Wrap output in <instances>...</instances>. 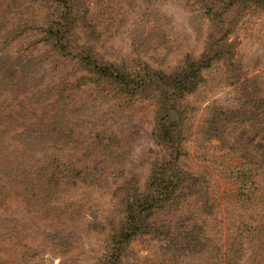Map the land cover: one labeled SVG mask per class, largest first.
<instances>
[{"label":"trees","instance_id":"1","mask_svg":"<svg viewBox=\"0 0 264 264\" xmlns=\"http://www.w3.org/2000/svg\"><path fill=\"white\" fill-rule=\"evenodd\" d=\"M90 1L0 0V219L9 218L6 207L18 215L30 204L49 207L54 195L68 194L77 183L100 188V174L56 157L27 168L39 151L78 147L70 113L76 98L88 94L87 100L113 109L117 119L100 127L86 158L99 155L104 164H119L132 153L142 128L152 143L145 173L139 178L127 172L104 223L90 227L103 236L102 250L90 264H134L130 245L141 238L164 244L170 259L165 264H240L245 249L264 256V225L247 220L257 212L264 218V192L257 187L264 179V153L255 162L222 140L229 125L264 134V83L258 76L246 78L231 62L235 43L228 41L241 16L264 11V0H138L141 9L132 16L123 11L132 0H101L98 15L87 20ZM169 1L187 13L201 44L197 56L184 52L173 65L157 50L167 51L162 28L168 19L158 13ZM127 23L130 31L123 36L132 50L122 57L113 41ZM218 62L225 64L228 97L212 102L197 142L204 147L217 141L225 154L239 153L218 160L219 186L187 167L183 146L208 98L205 74ZM226 203L244 218L223 253L203 222ZM39 212L44 228L58 222L50 211ZM12 223L20 232L16 217Z\"/></svg>","mask_w":264,"mask_h":264},{"label":"rangeland","instance_id":"2","mask_svg":"<svg viewBox=\"0 0 264 264\" xmlns=\"http://www.w3.org/2000/svg\"><path fill=\"white\" fill-rule=\"evenodd\" d=\"M100 1L91 0L87 4V20H91L98 15ZM137 1L127 2L129 7L128 9L126 7L123 11L131 16V13L136 14L141 9V5L140 8L135 5ZM166 5L158 14L168 19L164 22L162 28L167 45L165 47L168 52H163L164 47H158L157 50L158 53L167 55V59L173 65L184 52L189 51L194 56L200 53L201 44H198L200 32H196L195 35L192 33L188 15L179 4L169 1ZM115 9L116 4L113 6V14H117V11H114ZM37 16L38 19L42 17L39 13ZM169 16H171L170 19ZM111 17L112 14L109 18ZM128 17V15H125L126 19ZM132 20H134V17H131L128 21L131 22ZM128 25L129 23L119 28V31H117L119 35L113 41L118 56H131V44H126L123 36L124 31L129 34L130 28L128 29ZM27 35H30V32ZM31 35L33 36V34ZM215 40H217V37ZM228 41L235 43L231 62L239 67L240 72L246 78L258 76L260 82L264 83V11L241 16L229 33ZM158 59H161V57ZM152 68L155 69L156 66H152ZM225 69V64L218 62L205 74V88L208 98L204 103H201L196 111L197 114L192 119L193 134L183 145L185 152L188 154V159L185 162L187 167L195 173L203 175L206 179L217 183L218 186L220 184L217 177L220 174L218 160L224 156L233 160L239 153L233 156L225 154L224 151L219 149L217 141H211L208 146L200 147L197 142L200 136L197 132L207 120V115L212 109V102L214 100L223 102L228 97L229 90L224 87L227 76ZM87 98L88 94L76 98V104L70 113V121L74 125L75 133L79 136H76L79 141L78 147L68 145L60 150L44 149L39 151L29 159L27 168L33 169V166L37 164V167L44 159L56 157L61 163L72 164L78 170L86 168L91 172H96L97 175L100 174V188L93 189L77 183L69 188L68 194L61 195L58 198L54 195L56 200L51 202L49 207L47 205L32 206L30 204L29 210L25 209L24 213L19 215L15 208L6 207L5 213L9 218L6 222L0 219V264L92 263L93 257L97 256L102 250L103 236L93 233L90 227L95 222L104 223L109 208L114 204L117 186L126 177L127 172H131L133 176L139 178L145 173L143 164L152 145L150 137L144 134L147 133L145 128H142L144 132L142 131V137L138 136L132 153L119 164L111 162H109L110 164H104L106 161L102 160L99 155L97 158H86L87 145L100 127L108 126L117 119V114L113 109L97 107L96 104L90 102L91 99L87 100ZM188 99L190 100V97ZM222 140L227 143V147H235L239 152L249 153L255 162L259 161L264 153V134L253 133L248 125H229L223 132ZM257 187L264 192V179L257 183ZM40 210L50 211L54 219L57 217L58 222L53 226L44 228L47 223L40 219ZM15 217L17 224L21 225L20 232L12 223ZM243 218V216H238L226 203L221 205L214 212V215L203 223L207 227L211 238L221 246L222 252L225 253L229 235L237 222ZM247 220L251 221L256 227L264 225V218L262 213L259 212L247 216ZM8 225L11 226L13 232L10 237L6 236ZM43 231H46L45 234H43ZM1 245H6V247ZM19 245H22L21 249ZM163 245L151 241L149 238L136 240L130 245V252L133 257L130 255L133 263L165 264L170 259L168 253L164 252ZM183 264H186V262ZM240 264H264V256L256 257L251 254L250 250L245 249Z\"/></svg>","mask_w":264,"mask_h":264}]
</instances>
